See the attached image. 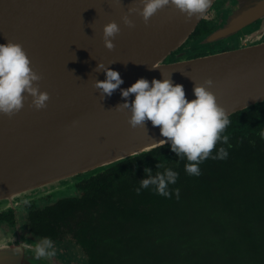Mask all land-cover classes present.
Here are the masks:
<instances>
[{"label": "water", "instance_id": "95a60500", "mask_svg": "<svg viewBox=\"0 0 264 264\" xmlns=\"http://www.w3.org/2000/svg\"><path fill=\"white\" fill-rule=\"evenodd\" d=\"M217 1L191 19L166 6L145 23L130 12L142 7L140 0H0V44L22 45L30 66L42 77L37 82L40 91L50 97L45 108L36 109L25 93L19 112L0 113V213L78 186L169 145L160 126L146 121L144 127L132 128L130 110L117 108L126 99L134 101L135 94L125 99L122 90L140 78L171 79L184 86L189 101L196 99V84L212 79L210 90L229 117L264 103V41L257 32L246 36L253 40L249 47L167 63ZM238 4L240 10L199 45L227 39L264 20V0ZM125 15L134 27L124 23ZM113 21L121 31L109 50L103 30ZM99 64L104 68L98 70ZM109 68L124 81L111 96L95 87L96 81L106 79ZM26 244L34 246L35 241L16 242L12 236L0 241L10 264L22 259L25 264H49L36 260Z\"/></svg>", "mask_w": 264, "mask_h": 264}, {"label": "trees", "instance_id": "16d2710c", "mask_svg": "<svg viewBox=\"0 0 264 264\" xmlns=\"http://www.w3.org/2000/svg\"><path fill=\"white\" fill-rule=\"evenodd\" d=\"M209 25L204 20L192 40L209 35ZM187 44L167 63L183 60L176 56ZM258 111L251 107L229 117L224 133L229 140L213 150L215 155L222 146L228 157L205 160L201 175L186 174L188 161L169 144L85 180L74 197L32 211L33 231L68 237L85 253L83 264H252L249 259L264 264V139ZM145 168L152 175L168 168L179 173L169 185L170 198L154 186L137 194L149 178Z\"/></svg>", "mask_w": 264, "mask_h": 264}, {"label": "clouds", "instance_id": "9594fccd", "mask_svg": "<svg viewBox=\"0 0 264 264\" xmlns=\"http://www.w3.org/2000/svg\"><path fill=\"white\" fill-rule=\"evenodd\" d=\"M212 2L213 0H140L142 7L137 6L130 12L140 15L147 23L158 10L171 5L191 19L194 15L205 14ZM123 21L127 26L134 27L129 15H125ZM103 31L105 47L114 49L113 40L121 31L119 25L115 21L110 22L104 26ZM30 65V59L22 45L12 42L0 44V113L12 116L19 112L27 96L32 97V104L36 109L47 106L49 94L41 92L37 83L42 77ZM103 68V64L98 65V70ZM123 82L120 73L109 68L106 70V79L96 81L95 87L111 96ZM213 83L212 79H208L204 84H196V99L189 101L184 86L173 84L171 79L154 78L150 82L146 78H140L122 90V97L125 99L135 94L134 101L128 102L126 99L117 108L130 110L129 124L132 128L144 127L146 121H151L153 126H160L162 136L171 144V151L180 160L188 161L185 164L186 174L199 176V166L205 160L228 157V151L222 146L213 155L218 143L223 145L228 142L229 137L224 133L231 123L226 109L218 104L217 97L210 90ZM259 135L264 139V131ZM157 167L159 169L163 165L158 164ZM145 172L149 178L140 182L137 194L141 189L154 186L157 194L170 198L172 193L169 185L176 184L179 173L170 168L163 172L157 171L155 175H152L149 168H145ZM175 194L179 199V189L175 190ZM25 247L33 252L36 260H47L49 264H53L57 255L55 243L48 237L42 238L34 246L26 244Z\"/></svg>", "mask_w": 264, "mask_h": 264}, {"label": "flooded vegetation", "instance_id": "af4514ba", "mask_svg": "<svg viewBox=\"0 0 264 264\" xmlns=\"http://www.w3.org/2000/svg\"><path fill=\"white\" fill-rule=\"evenodd\" d=\"M220 1V2H219ZM217 2L221 3L220 4V9L222 11L214 10L213 8L208 14V17L205 21L209 22L208 26V33L211 34L223 27V24L228 22L231 17L240 10V6L237 3L238 1L236 0H218ZM236 3V5H235ZM216 5V4H215ZM214 5V6H215ZM213 6V7H214ZM228 17V18H227ZM227 18V19H225ZM227 20V21H226ZM226 21V22H225ZM263 21V26L260 29L259 36H261V40L264 41V20ZM206 34V35H207ZM193 38V37H192ZM189 41L187 44L188 46L185 48V51L183 54L185 57L183 60H192L195 58H200V57H205V56H211V55H216L224 52H229V51H234L237 49L249 47L252 45V38L249 41L242 40V44H239L236 48L231 47V48H224L220 50H216L217 44L222 42L221 40L212 43V44H207V45H199V42L201 41L200 38L199 40L193 39ZM194 42L192 44L193 46H190V43ZM199 47V52L194 50V46ZM187 55H192V57H188ZM187 56V57H186ZM253 107H259L260 111L259 112V117L257 119V127L259 126V133L261 131H264V103L258 104ZM252 107V108H253ZM256 131V130H255ZM45 201V202H44ZM44 203V206L37 202H28L25 203L22 208L16 209V210H11V211H5L0 213V241L4 240L7 241L10 236L8 232H12V238L15 239L16 242H20L22 239L25 241H33L35 240L38 242L42 238L48 237V236H39L33 231V227L30 225V215L32 214V211H36L39 209H43L49 206H52L54 204H49L47 205V200L40 201V203ZM42 203V204H43ZM46 204V205H45ZM50 238V237H48ZM56 246L57 250V255L54 258L53 264H83L84 262V257L86 256L84 252H82L76 245H73L69 242L68 237L63 236L62 238L56 237V238H51ZM12 247V245H10ZM3 246H0V264H10L7 262L5 254H3ZM13 264V263H11ZM16 264H25L24 259L20 260L19 262H16ZM26 264H29L28 261H26ZM46 264V263H43Z\"/></svg>", "mask_w": 264, "mask_h": 264}, {"label": "rangeland", "instance_id": "374dc122", "mask_svg": "<svg viewBox=\"0 0 264 264\" xmlns=\"http://www.w3.org/2000/svg\"><path fill=\"white\" fill-rule=\"evenodd\" d=\"M236 1H238V0H236ZM220 2V1H219ZM219 2H216L215 4V6L213 7V11L214 10H217L218 11V8H219V11H222L221 9H223V8H221L220 9V4L221 3H219ZM238 3V2H237ZM235 5H236V3H235ZM224 11V10H223ZM222 11V12H223ZM228 18V17H227ZM227 18H225V19H227ZM227 21V20H226ZM225 21V22H226ZM227 23V22H226ZM226 23H224L223 24V26L226 24ZM262 26H263V21H258L257 23H255V24H253V25H250L249 27H247V28H245V29H243L241 32H239L238 34H236V35H234V36H232V37H229V38H227V39H224V40H221L222 42L220 43H218L217 44V47H216V50H220V49H224V48H231V47H237L239 44H242V40H245V41H249V40H251L250 38L251 37H246V36H249V35H251L252 33H254V32H257V33H259L260 32V29L262 28ZM253 42V41H252ZM192 44H194L195 45V43L194 42H191L190 43V46H193ZM195 48H194V50H196L197 52H199L200 50H199V47L196 45V46H194ZM179 55H181V56H183L184 54L183 53H180ZM188 57H192V55H187ZM186 56V57H187ZM184 57H185V55H184ZM77 185L76 186H74V187H70V188H68V189H64V190H61L60 192H57V193H55V194H52V195H49V196H46L45 198H42V199H40L39 201H34V202H37V203H39V204H41L42 206H44V203L42 204V203H40V201H43V200H47V205H51V204H54V203H56L57 201H59V200H61V199H64V198H70V197H73L74 195H75V192H76V195L78 194V190H77ZM45 202V201H44ZM25 204V203H24ZM24 204H22L21 205V207L20 208H22V206L24 205ZM45 204V205H46ZM8 234H9V236H12L11 234H12V232H8ZM33 241H35V240H33ZM28 242H32V241H28ZM35 243H36V241H35ZM250 263H252V264H260L259 262H258V260H253V259H249L248 260Z\"/></svg>", "mask_w": 264, "mask_h": 264}]
</instances>
